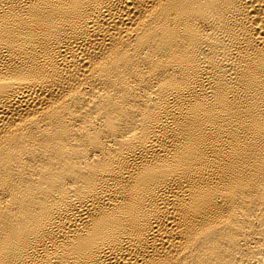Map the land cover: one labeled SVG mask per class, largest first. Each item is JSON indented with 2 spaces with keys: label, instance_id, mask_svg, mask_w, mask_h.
I'll list each match as a JSON object with an SVG mask.
<instances>
[{
  "label": "bare ground",
  "instance_id": "1",
  "mask_svg": "<svg viewBox=\"0 0 264 264\" xmlns=\"http://www.w3.org/2000/svg\"><path fill=\"white\" fill-rule=\"evenodd\" d=\"M0 264H264V0H0Z\"/></svg>",
  "mask_w": 264,
  "mask_h": 264
}]
</instances>
